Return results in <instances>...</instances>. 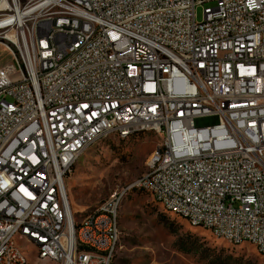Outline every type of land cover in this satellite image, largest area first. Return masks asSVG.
Returning a JSON list of instances; mask_svg holds the SVG:
<instances>
[{"label": "built area", "instance_id": "2783aa9c", "mask_svg": "<svg viewBox=\"0 0 264 264\" xmlns=\"http://www.w3.org/2000/svg\"><path fill=\"white\" fill-rule=\"evenodd\" d=\"M0 47V264H27L17 240L52 264H114L131 184L76 247L65 180L95 139L133 127L158 129L165 163L132 184L264 258V0H0Z\"/></svg>", "mask_w": 264, "mask_h": 264}, {"label": "rangeland", "instance_id": "374dc122", "mask_svg": "<svg viewBox=\"0 0 264 264\" xmlns=\"http://www.w3.org/2000/svg\"><path fill=\"white\" fill-rule=\"evenodd\" d=\"M213 5H196V20L201 21L203 9ZM10 61L0 47V64ZM159 145L158 136L141 133L125 140L110 136L90 146L65 180V188L78 211L73 214L75 225L109 195L144 175L147 161ZM130 192L118 213L120 241L114 264H264L251 245H232L215 239L209 232L192 228L183 218L170 214L149 194ZM16 244L27 264H52L39 262L30 244L21 240Z\"/></svg>", "mask_w": 264, "mask_h": 264}, {"label": "bare ground", "instance_id": "6f19581e", "mask_svg": "<svg viewBox=\"0 0 264 264\" xmlns=\"http://www.w3.org/2000/svg\"><path fill=\"white\" fill-rule=\"evenodd\" d=\"M26 31H33V23H26ZM9 42H16V35H9ZM24 43H33V35H24ZM16 54H23V43H16ZM141 133L155 134L156 136L160 138V145L155 149V151L151 154L149 160L147 161V172L144 175H142L139 179L134 181L133 183H141L145 180V177H146V180H154L155 170H162V168H164V163H165L164 139L157 128L133 127V128H130L127 132H125L123 137H117V138L120 140H125V139L130 138L131 136H135ZM107 137H110V136H107ZM107 137L95 139L94 143L104 138H107ZM154 163H155V169H154ZM133 190L143 191L149 194L151 198H153V191L150 187H147V185L131 184V188H127L125 191H123L122 196L119 197V209L126 195L130 191H133ZM65 192L67 194L69 207H62V214H70V212L71 214L77 213L78 212L76 209L77 207L75 203L71 200L70 195H68L69 189L65 188ZM117 196H118V192H115L109 195L107 198H113ZM156 202L161 204L162 207L166 211H168L170 214L174 215L175 217H181L177 214L176 206H168L166 203L161 202V201H156ZM103 215H105V208H103V206H101V203H100L90 215H87L86 217H84L81 221L77 222L76 225L75 223H73L69 230L70 244L76 247H83V239H79V230H82V228L85 227L86 220H95L97 217H100ZM72 219L73 217L70 216V220ZM183 220H185V218H183ZM187 223H189L191 226H194V219H187ZM25 224H26V217H19L18 223H15V230H16L17 235H24V225ZM113 227H119L118 226V213H113ZM196 228H201L204 230V223H196ZM35 251H36L37 258L39 260H43L44 243H37ZM259 256L263 258L262 255H259ZM43 261L52 263V260H43ZM68 264H77V259L68 260Z\"/></svg>", "mask_w": 264, "mask_h": 264}, {"label": "crops", "instance_id": "0c3cea01", "mask_svg": "<svg viewBox=\"0 0 264 264\" xmlns=\"http://www.w3.org/2000/svg\"><path fill=\"white\" fill-rule=\"evenodd\" d=\"M154 150H155V149H154ZM130 193H131V192H130ZM130 193H129V194H130ZM127 196H128V195H127ZM126 198H127V197H126ZM126 198H125V199H126ZM124 201H125V200H124ZM124 201H123V202H124Z\"/></svg>", "mask_w": 264, "mask_h": 264}]
</instances>
